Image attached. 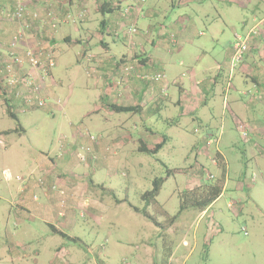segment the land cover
<instances>
[{"label":"rangeland","instance_id":"374dc122","mask_svg":"<svg viewBox=\"0 0 264 264\" xmlns=\"http://www.w3.org/2000/svg\"><path fill=\"white\" fill-rule=\"evenodd\" d=\"M96 14L94 10L90 17ZM242 15L243 10L236 7V28ZM123 18L128 20L129 16L123 14ZM103 19L104 16L99 14L98 20L102 22ZM77 25L76 29L72 23L61 26L57 37L60 61L50 85L55 88L63 109L55 117L44 109L16 110L15 119L5 106L0 107V264H150V258L154 264H183L188 254L186 264H264V144L255 149L256 155L254 149L245 145L248 138H239L238 134L232 136L231 142L224 138L220 143L229 160L226 186L224 194L204 214L189 209L176 217L185 191L220 177L221 169L208 160L216 155L215 145L207 150L203 148L202 152L196 151L200 147L195 146L200 133L188 134L182 140L180 132L174 130V141L164 150L157 154L136 150L133 156L129 153L128 164L101 163L97 158L91 159V149L82 142L75 145L70 151L72 162L66 167L67 179L75 183L76 196L95 197L104 209L91 213L89 203L84 202V207L75 211V224L65 230L68 237L56 233L32 212L25 213L27 218L20 215L21 209L17 205L21 201L20 188H26L32 182L35 187L26 196L33 201V196H43L42 188L47 185L46 177L40 171L31 174L36 168V159L40 155L53 159L47 161L48 172L57 170L61 164L56 161L62 154L59 138L66 134L70 124L63 119V111H68L74 124L81 125L83 117L95 106L96 90L105 82L104 75L93 69V62L78 59L84 49L89 48L92 55H97L102 47L96 37L86 44L84 26ZM118 28L122 29V25ZM123 28H126L125 24ZM119 32L121 34L117 36ZM238 32L242 33L240 29ZM66 35L73 41H65ZM114 36H121L119 53H126L135 45V36H130L129 31L123 29ZM80 38L83 41L76 42ZM140 53L139 50L136 54ZM134 75V72L123 75L121 80L127 79L131 83ZM56 111L54 108L53 112ZM108 113L111 114L108 117L111 125L103 132L109 136L116 132L113 127L115 116L124 119L130 132L138 125L139 132H145L147 127L161 134H173V130H168L161 122L151 124L147 111L120 114L108 110ZM8 130L14 132L3 133ZM219 138L220 134L213 144ZM175 168L181 172L168 176V170ZM64 178L55 179L50 186L56 185L58 189L53 192L61 196L66 195L62 187ZM160 178L165 179L160 193L155 202L147 206L142 196L152 190L154 181ZM130 203L140 212L136 213ZM185 241L188 245H184ZM176 249L179 253L173 260L171 253ZM181 256L178 263L177 258L179 260Z\"/></svg>","mask_w":264,"mask_h":264},{"label":"crops","instance_id":"0c3cea01","mask_svg":"<svg viewBox=\"0 0 264 264\" xmlns=\"http://www.w3.org/2000/svg\"><path fill=\"white\" fill-rule=\"evenodd\" d=\"M18 2L19 0H0V51H5L17 30V23L6 20L2 12L13 11ZM21 2L32 11L46 13L53 10L56 13L58 27L55 29L45 27L36 35V40L54 52L57 65L60 61V54L56 49L60 27L72 23L76 29L78 23L83 25L86 44H90L96 37L100 41L102 51L92 55L89 48H86L78 54V59L93 62V69L102 73L105 79L103 83L102 80H98L102 84L93 97L95 106L83 117L81 125L74 124L75 121L69 117L68 111H63V119L70 124L66 134H61L59 138L62 154L56 161L57 164H61L57 170L48 172L47 161L53 159L42 155L36 159V168L31 174L33 175L36 170L40 171L46 177L47 185L42 188L43 196H33V201H30V196H26V193L35 187L32 182L28 187L20 188L21 201L17 205L21 209L20 215L24 218H27L25 213L32 212L52 230H57L62 236L64 234L68 237L65 230H70L75 224V211L78 207H84V202L89 203L91 213L103 212L104 206L95 197L91 199L88 196H76L75 183L67 179L69 174H66L68 172L66 167L72 162L70 151L81 142L91 149V159L97 158L101 163L119 165L128 164L132 153L139 151L140 148L152 150L155 145L163 142L164 146L160 151L164 150L174 141V130L180 132L182 140L186 139L188 134L194 136L200 133L199 142L195 144L196 147H200L196 151L202 152L203 148L207 150L209 146L215 145L216 155L213 158L208 157V160L213 166L219 167L217 157L220 156L226 169L229 160L226 150L220 147L222 139L231 142L232 136L237 134L239 138L246 139L243 137L242 127L248 131V140L244 142L248 143L245 145L249 149L255 150L264 144V0H145L144 3L142 0H121V10L122 7H130L128 20L120 15V9L105 16L100 11L103 4L111 3L116 6L118 0L111 2L21 0ZM236 7L243 10L238 28L234 26ZM94 10L97 14L91 18V12ZM83 11H86V15L79 17V13ZM99 14L104 16L102 21L106 22L103 31L102 26L98 29L102 23L98 20ZM67 16L73 17V20L67 19ZM123 24L126 28H123ZM121 25L122 29H119ZM132 25L138 30L134 37L135 45L126 53H119L121 36L115 37L114 33L123 29L127 32ZM238 29L242 33L238 32ZM253 30L257 34L251 37L248 53L243 61L232 69L235 37H245ZM119 34L121 32L117 36ZM69 38L72 42L70 35H66L64 39L67 41ZM80 39L76 42L83 41ZM139 50L143 62L136 59ZM126 66L133 67L134 73L146 75L162 73L165 80L150 83L140 81L136 77L129 83L127 79L121 80V72ZM238 76L241 79H237ZM52 87L51 85L48 87V93L58 98L55 88ZM108 104L134 106L138 108V114L147 111L151 124L161 122L168 130H173V134L170 132L161 134L147 127L144 129L145 132H139L138 125L130 132L126 129L124 119L115 116L113 127L116 128V132L110 136L106 135L103 131L111 125L108 119L111 116L108 113V110L110 111ZM1 106L7 108L8 105L0 100ZM62 109L61 107L56 112L46 111L55 117ZM16 110L21 109L16 106L14 111L17 112ZM134 117L137 116L134 114ZM20 129L26 133L23 127ZM10 132L14 131L8 130L3 133ZM218 134L220 138L213 144ZM90 136L98 141L91 140ZM190 139L193 141V137ZM254 142L255 144L251 145ZM95 154L97 157H94ZM62 177H65V185H62L66 191L65 196L54 193L50 188L55 179ZM210 207L202 213H206ZM184 245L188 243L185 241ZM177 250L171 253V259H176L179 253ZM194 250L195 248H192V251ZM189 255L183 264H186ZM178 258L179 263L182 256L179 260ZM150 264H154L151 258Z\"/></svg>","mask_w":264,"mask_h":264},{"label":"built area","instance_id":"2783aa9c","mask_svg":"<svg viewBox=\"0 0 264 264\" xmlns=\"http://www.w3.org/2000/svg\"><path fill=\"white\" fill-rule=\"evenodd\" d=\"M128 11L125 10L124 14ZM6 20L17 23V30L5 51H0V100L14 101L23 111L60 109L63 105L59 98L48 93L52 71L57 65L56 56L43 44H39L36 35L45 27H57V15L53 10L46 13L30 10L21 0L13 11H3ZM86 15L83 11L79 17ZM71 19V16H67ZM137 32L135 25L129 29V35ZM255 30L244 36H238L234 44L232 69L239 65L250 49L252 35ZM264 35V34H263ZM33 36V38H32ZM264 37V36H263ZM264 39V38H263ZM133 67H124L126 74L133 73ZM142 80L158 83L165 80L162 73L156 75H138ZM243 137L248 138V131L242 127ZM91 140L95 137L90 136ZM85 160V158H81ZM9 178L8 173L5 174ZM20 180V179H18ZM43 185L44 182L42 181ZM58 188L51 187L52 191Z\"/></svg>","mask_w":264,"mask_h":264},{"label":"trees","instance_id":"16d2710c","mask_svg":"<svg viewBox=\"0 0 264 264\" xmlns=\"http://www.w3.org/2000/svg\"><path fill=\"white\" fill-rule=\"evenodd\" d=\"M107 2H111L113 0H104ZM118 4H115L116 6H113L111 3H106L103 4V6L100 8V11H102V14L105 16L108 13H112L113 11H118L120 9V15L123 16L124 11L127 10L128 13L130 12V7H122L121 10V0H118ZM143 3L145 2V0H142ZM69 15V14H68ZM126 15H130V14H126ZM58 20V17H57ZM59 24V20L57 25ZM106 22L105 20L102 21L101 26H102V31L104 30V27ZM138 32V30H137ZM137 32L133 35L135 36L137 34ZM67 42H70V38L69 40H67ZM54 54V52H53ZM142 56L138 55L136 59H139L140 62H143V60L141 59ZM57 67V65H56ZM55 67V68H56ZM53 72V71H52ZM126 75V73L124 72V68H123V72H121V76ZM139 75V74H138ZM138 75H134V77L140 79L141 81H145L142 80L140 77H138ZM5 105L7 106V112L9 113V115L13 118H17L16 112L14 111L16 106L19 107L18 104H16V102H12L9 100H5L4 101ZM107 107L110 109V111H114L116 113H137V107L134 106H121V105H117V104H108ZM20 109V107H19ZM164 146V143H158L154 149H148V148H140L139 151L142 153H148V154H157ZM217 161H218V166L221 169V175L219 178H215L213 179V181L211 183L208 184H202L199 185L198 188L196 189H190L185 191L180 198V211L178 212V215L176 217H178L179 215H181V213H183L186 210L189 209H195V210H200L201 212L205 211L208 207H210L223 193L224 191V187H225V183H226V175H227V169L225 164L223 163V160H221L220 156L217 157ZM181 172V169L179 168H175V169H170L168 170V176H171L172 174L175 173H179ZM165 182L164 178H160V179H156L153 183V189L150 191H147L144 193V195L142 196V200L146 203L147 206H150L153 202H155L156 197L158 196V194L160 193L161 187L163 185V183ZM129 206L136 212H140V210L136 207H134L131 203L129 204ZM142 214L144 216H146L147 218H149L150 220H153L151 216H149L145 211H142ZM156 224L157 222L155 220H153ZM57 233H59L60 235H62L61 232L55 230ZM64 236V234H63Z\"/></svg>","mask_w":264,"mask_h":264}]
</instances>
